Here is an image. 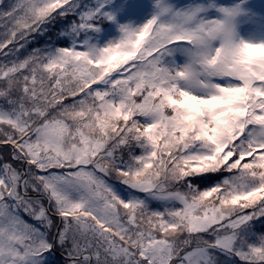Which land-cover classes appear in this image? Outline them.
<instances>
[{"label": "snow or ice", "instance_id": "6c2138e0", "mask_svg": "<svg viewBox=\"0 0 264 264\" xmlns=\"http://www.w3.org/2000/svg\"><path fill=\"white\" fill-rule=\"evenodd\" d=\"M0 264H264V0H0Z\"/></svg>", "mask_w": 264, "mask_h": 264}]
</instances>
